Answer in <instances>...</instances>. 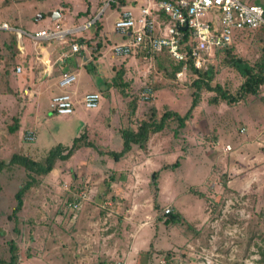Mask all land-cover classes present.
<instances>
[{"label":"rangeland","instance_id":"rangeland-1","mask_svg":"<svg viewBox=\"0 0 264 264\" xmlns=\"http://www.w3.org/2000/svg\"><path fill=\"white\" fill-rule=\"evenodd\" d=\"M90 1L91 12L80 15ZM117 6L107 0H0V16L10 15L17 27L30 32L46 26L49 12L56 8L66 27L93 20L88 27L92 31L96 24H104L113 43L124 40L113 32L120 11ZM7 38L0 31V159L18 153L42 160L50 147L69 145L81 133L101 147L118 149L120 129L132 127L152 107L159 116L165 107L181 113L188 105L194 74L187 67L168 78L156 68L153 55L136 51L116 57L107 52L106 61L116 69L106 70L110 78L97 90L98 107L85 109L76 104L71 114H55L48 106L51 91L41 90L34 101H28L16 91V84L8 86L16 58L3 57L1 43ZM263 45L261 28L240 31L201 68H211L213 81L235 94L243 78L226 61L236 56L252 65L264 54ZM90 53L99 54L95 49ZM116 71L122 72L125 95L120 85L112 83ZM95 79L102 81L98 74ZM91 86L79 88L90 90ZM146 89L149 95L143 98ZM212 94L200 92L198 104L185 121L184 135L180 130L173 134L175 123L169 121L149 135L144 148L133 145L117 161L89 147H80L67 160H57L47 174L33 176L14 216L13 195L29 178L19 165L3 169L0 258L8 255L11 240L16 264H69L68 244L78 247L87 232L92 242L108 239L106 235L115 227L112 231L117 230L121 253L127 248L126 239L137 240L134 262L121 264H259L258 251L264 245V83L255 95L244 94L228 105L209 102ZM133 96L135 109L129 113L127 104ZM10 126L15 127L9 130ZM28 129L34 131L32 141L24 139ZM165 207L179 214L168 224ZM82 264L99 262L84 260Z\"/></svg>","mask_w":264,"mask_h":264},{"label":"built area","instance_id":"built-area-1","mask_svg":"<svg viewBox=\"0 0 264 264\" xmlns=\"http://www.w3.org/2000/svg\"><path fill=\"white\" fill-rule=\"evenodd\" d=\"M109 1L115 2L107 0V3ZM119 8L113 22V32L124 37V40L108 47L111 54L120 57L140 51L152 56L156 52L165 51L170 59L182 64L181 69H185L187 60L193 68L200 69L212 53L230 45L234 35L240 31L264 29L263 8L259 4L242 0H143L137 6L136 13L132 7ZM92 21L66 27L56 19L30 32L1 21L0 29L11 32L16 40L26 36L33 42L47 40L67 44L69 52L76 53L83 47L72 38L85 30ZM183 34L186 35L185 39L181 38ZM180 70L175 74H181ZM14 71H19V66ZM73 80V74H64L56 84L63 88ZM148 91H143L141 96L147 98ZM99 100L100 94L90 91L82 95L80 103L85 109H93L98 107ZM48 106L58 115L73 112L71 95L65 90L52 95ZM240 131H245V127H241ZM34 137L33 130H26L24 139L32 141ZM224 149L228 150L229 146L225 145ZM168 211L169 208L165 207L164 212Z\"/></svg>","mask_w":264,"mask_h":264},{"label":"crops","instance_id":"crops-1","mask_svg":"<svg viewBox=\"0 0 264 264\" xmlns=\"http://www.w3.org/2000/svg\"><path fill=\"white\" fill-rule=\"evenodd\" d=\"M89 3L87 11L88 14L91 12V1ZM142 3L143 0L141 1V3L136 2V0H128V3L126 2L121 6L132 7V11L136 13L137 6ZM85 8L86 4L84 6V9H81L82 12L85 11ZM55 10L56 8L51 9V11ZM57 11L59 13V17L57 19H59L60 21V9H58ZM39 17L41 18V16ZM50 20L52 19L46 20V25L51 23L48 22ZM1 21L6 22L12 27L22 29L20 27H17V25H15L13 21L10 20V15L0 16V22ZM103 25L100 26L99 30H97L96 32L91 31L90 28H86L85 31H80L74 35L75 37L73 38V40L76 37L87 40L85 43H80L83 48L76 53L69 52V47L67 44H61L47 40L33 42L26 36H22L20 39L16 40L15 36L11 32L0 29V31L6 32L8 38L10 35H12L15 39L14 48L16 52L12 55L9 54V50H11L9 41H2L1 49L4 50L3 57L7 58L9 56H15L16 64L14 68L16 66H19V71L16 72L13 68L11 69L12 71H10L11 73L9 72L10 76H8V86L14 87V84H16V91L19 89L18 92L20 93V95L23 94L24 96H22L28 101H34L36 94H39L41 90L51 91L50 97L55 93L65 90L71 95L73 107L76 104H81L80 100L84 93L97 91L101 87V85H104L105 82L109 80L110 76L106 74V70L109 69L111 71L116 69L115 67H113V65H110L108 61H106V53L109 52L108 47L112 43L107 38V35L110 34V30H104ZM63 26L65 25L63 24ZM40 28L43 27H39L29 31H35ZM90 49H95L96 53L99 54H91ZM57 61H60L62 64L57 65ZM64 74H73L74 80L68 85H65V87L59 88L56 84L57 80ZM97 74L101 77L102 81L98 82L95 79V75ZM15 75L19 76L15 77ZM83 84L93 85L94 87L91 86L92 89L90 90H81V88H79V85L82 86ZM95 87L96 89H93ZM19 121L20 120L17 119V123ZM184 158L185 160H189V155H184ZM226 186L230 187L229 183H226ZM90 225L91 224L87 223V225L85 226L89 227ZM114 225L115 224H113L112 227ZM114 228L115 227H113L112 229ZM112 229L111 232L106 235V238L108 239L102 237L101 239H96L94 242H92V239H89L90 237H92V235L87 232L86 235H84L83 238L79 240L80 244L78 245V247L77 244L75 247L72 243L68 244L66 246V258L70 259L69 264H82L84 260L99 262V264H121L120 262L123 260L127 263H131L137 251V240L131 237L130 239H126L124 246L127 245V248L121 253V250L119 249L121 241L120 239H118V236H116L117 230L115 233H113ZM94 235L97 236V234ZM127 235L134 236L133 233H128ZM119 251L121 254H119Z\"/></svg>","mask_w":264,"mask_h":264},{"label":"trees","instance_id":"trees-1","mask_svg":"<svg viewBox=\"0 0 264 264\" xmlns=\"http://www.w3.org/2000/svg\"><path fill=\"white\" fill-rule=\"evenodd\" d=\"M124 1L125 0H115V3L118 5L117 7H119L123 5ZM254 3L259 4L263 8L264 17V0H255ZM111 5L113 4H110V6ZM87 11L88 4H86L85 11H83L80 15H84L85 13H87ZM99 27L100 25L96 24L92 31L96 32L97 30H99ZM261 29L264 30L263 28ZM181 38L185 39L186 35L183 34ZM74 40L78 43H85L87 41L80 37H76ZM8 41L11 45V50H9V54L12 55L16 52L14 48L15 39L12 35H10ZM261 50L264 53V45L261 47ZM153 57L155 58L156 68L168 78L173 77L174 74L181 69L182 64L174 62L172 59H170L165 53V51L156 52L153 54ZM8 58H10V56ZM187 61L188 63L186 67L191 71V73L194 74V77L189 83L191 92L188 105L184 109V111L180 113L178 111L171 110L165 107L164 110L160 113V115L156 116V112L152 107L150 109V113L146 117L134 121L132 127L125 126L120 129V146L118 149L101 147L100 145H97L87 140L85 134L81 133L79 135L74 136L71 139L69 145L55 144L50 147L47 150L45 156L42 158V160H33L26 155L18 153H12L7 160L0 159V172L3 169L7 168L9 165L16 164L21 166L25 170L26 176L29 178V181H25L23 185H20L18 188H16V191L13 195L16 203L11 209V214L14 216L15 212L19 209L21 204V194L29 186L30 182L33 181L34 175L39 176L47 174L53 168V165L57 160H67L80 147H89L94 150L98 155L108 156L109 158H111V160L117 161L122 158L131 149L133 145L138 148H144L149 135L162 130L164 126L169 124V121L175 123V129L172 132L173 134H177L180 130V132L184 135L186 132L185 121L191 116L192 110L198 104L199 95L202 90L213 93L212 96H210L208 99L209 102L214 104L218 102H224L228 105L238 101L239 97L244 94L255 95L258 85L264 83V54H261L258 57L257 61H255V63L252 65H249L244 59L236 56H230L228 61H226L227 64L231 66L234 70H236L237 73L243 78V81L240 83L237 93L235 94H232L231 92L227 91L224 86L213 81V74L211 68L208 67L206 69H195L191 66L189 60ZM56 64L61 65L62 63L60 61H57ZM165 64L168 69L164 66ZM253 68H255V71H253ZM121 73L122 72L116 73V77L112 80V83L120 85L119 90L121 91L122 95H125V92L122 90V83L120 82ZM134 98L135 97L133 96L128 101L127 106L129 108V113H132L135 109ZM50 112L52 111L50 110ZM14 127L10 126L8 129L13 130ZM173 164L175 165L176 162L174 161ZM152 174L153 176H155L154 172ZM164 214H166L164 222L167 224L173 222L179 217V214L177 212L169 213L168 211ZM11 245L12 241L9 240L8 255L4 258H0V264H16L17 252L16 249H12ZM258 256V263L264 264V245L260 247L258 251Z\"/></svg>","mask_w":264,"mask_h":264},{"label":"water","instance_id":"water-1","mask_svg":"<svg viewBox=\"0 0 264 264\" xmlns=\"http://www.w3.org/2000/svg\"><path fill=\"white\" fill-rule=\"evenodd\" d=\"M49 16L52 20H54V19H57L59 17V13H58V11H52V12H49ZM181 29L183 30L184 27H181Z\"/></svg>","mask_w":264,"mask_h":264}]
</instances>
